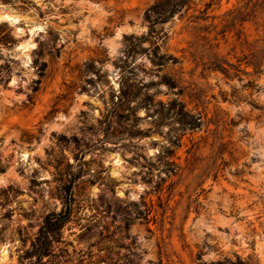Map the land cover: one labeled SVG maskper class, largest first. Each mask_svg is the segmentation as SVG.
I'll return each instance as SVG.
<instances>
[{
  "label": "rangeland",
  "instance_id": "1",
  "mask_svg": "<svg viewBox=\"0 0 264 264\" xmlns=\"http://www.w3.org/2000/svg\"><path fill=\"white\" fill-rule=\"evenodd\" d=\"M31 1L0 0L21 15L6 21L16 42H0L13 66L0 82V264L34 262L22 256L67 188L72 215L45 264H264V0H189L134 57L124 35L147 34L161 0ZM122 89L139 97L115 112ZM145 93L163 105L139 106ZM172 100L199 124L166 117Z\"/></svg>",
  "mask_w": 264,
  "mask_h": 264
},
{
  "label": "trees",
  "instance_id": "2",
  "mask_svg": "<svg viewBox=\"0 0 264 264\" xmlns=\"http://www.w3.org/2000/svg\"><path fill=\"white\" fill-rule=\"evenodd\" d=\"M7 3H13V0H2ZM189 0H161L154 5L150 6L145 12V19L149 23V31L147 34L136 35V34H125L124 35V52L127 57H134L137 54H140L145 48L144 43L153 40V38H159L160 33L163 31L162 26L169 21L176 12L181 11L182 8L188 3ZM21 7L27 8L30 6H35L31 0H22L20 4ZM51 46L49 52L54 53L58 49L55 47L57 36H54L51 39ZM0 42L6 46H12L16 39L11 31L9 24L4 21L0 23ZM41 53V52H40ZM11 60L6 59L4 63L0 64V82L7 84L12 72L13 66L10 62ZM91 63H87V67L91 66ZM46 62L42 61L38 66V73L40 76L45 74ZM256 72L262 74L264 68L258 64L255 65ZM128 88V87H127ZM35 90L38 89V86H35ZM137 94H133L132 90L126 91L122 89L119 95L113 94L112 102L114 111H118L125 106V104L138 99ZM117 99V100H116ZM124 100V101H123ZM139 106L144 105L149 110L152 106L159 105L162 106L161 101L154 102L151 95L148 93L144 94V97L141 98V101L138 102ZM135 108V107H134ZM160 113V123L163 122L162 110H157ZM164 114L167 116L173 117V121L179 123L181 126H197L200 121L193 113L185 109L182 102L177 100H172L169 102L168 108L164 109ZM172 145L179 146L177 138L171 139ZM173 148H167L166 155L160 157L159 161L163 166L164 170H171L175 168L176 164L168 158L174 153ZM67 195L65 199L64 207L58 212H51L47 214L43 220V223L39 229L38 235L35 241L32 243V246L29 250L25 251L22 256V259L27 261L35 258L32 264H45L44 258L49 257L53 254L54 243L60 241L63 228L65 224L70 220L72 212V201L73 195L72 192L67 188ZM23 264V263H22ZM130 264H139L130 260ZM228 264H252L247 259L243 258L239 254H235V258L228 259ZM258 264V263H256Z\"/></svg>",
  "mask_w": 264,
  "mask_h": 264
},
{
  "label": "water",
  "instance_id": "3",
  "mask_svg": "<svg viewBox=\"0 0 264 264\" xmlns=\"http://www.w3.org/2000/svg\"><path fill=\"white\" fill-rule=\"evenodd\" d=\"M21 17V15L19 13H17L16 11H14L13 9H8V8H4L3 6H1L0 8V20L1 21H13L16 22L19 20V18ZM36 25H31V27H34ZM31 27L27 26L26 29L28 31H31ZM22 30V28L17 27L16 28V32H20ZM22 48H27L29 46L28 42H23L22 44Z\"/></svg>",
  "mask_w": 264,
  "mask_h": 264
}]
</instances>
